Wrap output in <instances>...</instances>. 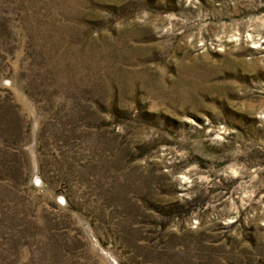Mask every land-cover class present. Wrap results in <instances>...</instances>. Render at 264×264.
I'll use <instances>...</instances> for the list:
<instances>
[{
	"label": "rangeland",
	"instance_id": "374dc122",
	"mask_svg": "<svg viewBox=\"0 0 264 264\" xmlns=\"http://www.w3.org/2000/svg\"><path fill=\"white\" fill-rule=\"evenodd\" d=\"M0 264H264V0H0Z\"/></svg>",
	"mask_w": 264,
	"mask_h": 264
}]
</instances>
